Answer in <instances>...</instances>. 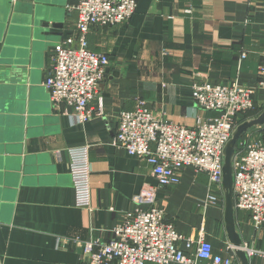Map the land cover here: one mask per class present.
<instances>
[{
	"label": "crops",
	"instance_id": "0c3cea01",
	"mask_svg": "<svg viewBox=\"0 0 264 264\" xmlns=\"http://www.w3.org/2000/svg\"><path fill=\"white\" fill-rule=\"evenodd\" d=\"M75 3L0 0V264H82L84 241H107L127 212L146 207L135 197L156 180L145 157L112 144L120 111L144 99L156 116L192 126L216 115L193 101V81L257 84L264 0H137L127 21L87 33L89 48L109 63L98 85L103 116L77 122L70 106L50 103L43 85L50 49L74 28ZM254 99L264 103V92ZM85 144L91 210L77 207L68 173L69 149ZM207 183L185 167L178 184L156 187V199L177 232L203 234L219 260L234 253L223 205L204 203ZM235 223L243 246L264 251V228L248 212L235 209ZM249 264L264 258L254 254Z\"/></svg>",
	"mask_w": 264,
	"mask_h": 264
},
{
	"label": "built area",
	"instance_id": "2783aa9c",
	"mask_svg": "<svg viewBox=\"0 0 264 264\" xmlns=\"http://www.w3.org/2000/svg\"><path fill=\"white\" fill-rule=\"evenodd\" d=\"M137 0H76L68 6L76 10L73 30L49 52V66L43 85L54 107L72 108L77 122L103 116L98 94L109 63L104 52L88 46L87 33L92 27H110L127 21L136 11ZM190 10L187 9V12ZM246 56L242 51L240 59ZM193 101L205 111L215 112L208 119L198 118L194 125L174 123L155 115L144 99H138L132 110L117 116L112 144L127 154L145 157L157 186L145 185L135 197L143 204L127 212L112 229L110 238H90L83 242L82 264H238L230 254L216 260L212 244L203 234L195 240L177 232L157 205L156 187L178 184L183 168L192 167L207 176L205 204H222L223 149L235 127L243 121L241 114L254 108L257 91L264 92V53L257 67L255 88L236 82L212 84L193 81ZM97 97V106L90 102ZM253 118V117H251ZM249 119V118H246ZM244 119V120H246ZM254 127L243 133L232 159L235 209L246 211L257 229L264 228V142L255 139ZM68 173L76 194L77 207L90 209L89 146L69 149ZM183 241L185 249L179 247ZM228 249H231L228 246ZM248 257L264 251L243 246Z\"/></svg>",
	"mask_w": 264,
	"mask_h": 264
},
{
	"label": "water",
	"instance_id": "95a60500",
	"mask_svg": "<svg viewBox=\"0 0 264 264\" xmlns=\"http://www.w3.org/2000/svg\"><path fill=\"white\" fill-rule=\"evenodd\" d=\"M59 25V24H57ZM264 126V109L253 118L243 120L233 130L230 139L223 149L222 163V189H223V222L229 243L238 264H249L250 257L243 249V241L235 223V205L233 195V165L232 159L235 153L236 142L243 133L254 128Z\"/></svg>",
	"mask_w": 264,
	"mask_h": 264
},
{
	"label": "trees",
	"instance_id": "16d2710c",
	"mask_svg": "<svg viewBox=\"0 0 264 264\" xmlns=\"http://www.w3.org/2000/svg\"><path fill=\"white\" fill-rule=\"evenodd\" d=\"M258 106H259V104H257L256 100L254 99V108L252 110H249V111L242 113L241 118L244 120L246 118H251V117L257 116L262 110V108H259ZM257 129H259L260 131H264V126L257 128ZM262 139H264V138L262 137ZM239 140L236 142L235 147L237 146Z\"/></svg>",
	"mask_w": 264,
	"mask_h": 264
},
{
	"label": "rangeland",
	"instance_id": "374dc122",
	"mask_svg": "<svg viewBox=\"0 0 264 264\" xmlns=\"http://www.w3.org/2000/svg\"><path fill=\"white\" fill-rule=\"evenodd\" d=\"M263 104L264 103H262V104H259V108H262L263 107ZM263 109H264V107H263ZM262 109V110H263ZM261 110V111H262ZM254 137H255V139H257V140H260V141H264V139H262V137L264 138V131H260L259 129H255L254 131Z\"/></svg>",
	"mask_w": 264,
	"mask_h": 264
}]
</instances>
